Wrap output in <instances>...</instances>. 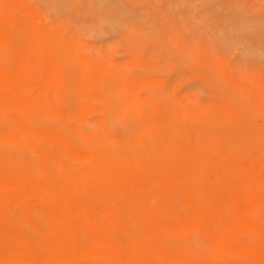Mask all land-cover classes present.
<instances>
[{
	"label": "bare ground",
	"instance_id": "1",
	"mask_svg": "<svg viewBox=\"0 0 264 264\" xmlns=\"http://www.w3.org/2000/svg\"><path fill=\"white\" fill-rule=\"evenodd\" d=\"M20 27L0 5V264H264V124L212 115L204 136L187 126L194 112L122 103L116 80L103 95L134 132L102 123L92 135L57 105L60 63L34 46L5 67ZM58 52L76 78L93 72L68 45Z\"/></svg>",
	"mask_w": 264,
	"mask_h": 264
},
{
	"label": "rangeland",
	"instance_id": "2",
	"mask_svg": "<svg viewBox=\"0 0 264 264\" xmlns=\"http://www.w3.org/2000/svg\"><path fill=\"white\" fill-rule=\"evenodd\" d=\"M0 5L21 18L5 67L19 70L20 60L35 57L34 46L40 48L35 54L60 63L64 81L55 89L62 95L57 105L70 117L84 118L83 129L92 135L99 136L102 123H110L107 133L119 138L134 132L131 112L113 114L103 95L113 92L116 80L122 81L117 93L122 103L134 108L155 103L160 109L168 103L194 112L199 118L187 126L204 136L203 120L212 115L238 118L247 128L264 124V112L255 107L264 97V0H0ZM49 45L55 47L50 53ZM64 45L93 64L90 75L76 78L71 66L61 64L58 49ZM55 71L60 74L58 67ZM150 118L167 122L165 115Z\"/></svg>",
	"mask_w": 264,
	"mask_h": 264
}]
</instances>
